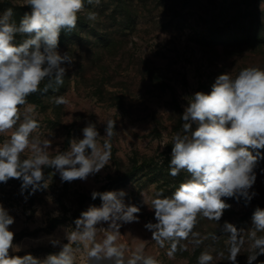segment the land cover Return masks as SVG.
Segmentation results:
<instances>
[{"label":"rangeland","instance_id":"rangeland-1","mask_svg":"<svg viewBox=\"0 0 264 264\" xmlns=\"http://www.w3.org/2000/svg\"><path fill=\"white\" fill-rule=\"evenodd\" d=\"M22 5L23 0H0V12L13 8L19 21L30 11ZM85 8L96 11L97 19L89 21L86 12L81 13L76 29L60 37L59 51H68L75 60L64 84L56 91L37 93L36 102L28 100L37 106L40 123L32 135L64 151L71 138H82L86 121L96 123L104 135L103 122L112 119L116 124L111 160L83 181L62 182L59 173L45 168L49 187L31 195L30 189L21 195L20 180L0 184V203L15 218L10 228L21 248L12 254L44 258L58 252L59 246L51 241L67 243L66 232L73 231L81 213L101 205L99 197L92 199L93 191L124 190L125 203L140 208L139 222L121 223L119 229L117 243L126 246V258L143 244L144 253L161 264H197L202 251L213 255L212 264H229L221 227L229 222L247 230L254 210L264 208V149L259 150L251 190L257 195L247 204L244 198L226 199L231 207L218 223L200 217L193 230L199 233V246L191 237L181 241L187 250L178 248L170 259L169 244L160 247L144 225L155 223L148 207L154 194L163 189L170 195L187 177L184 172L169 175L171 140L182 130L180 116L187 101L197 91L209 93L219 74L235 76L244 67L264 68V0H101ZM60 95L68 100L66 105L55 104L53 97ZM104 235L98 231L97 241ZM243 235L247 240L246 231ZM72 246L75 264H89L83 245ZM247 253L246 242L238 264H246ZM260 261L264 255L253 264Z\"/></svg>","mask_w":264,"mask_h":264},{"label":"clouds","instance_id":"clouds-1","mask_svg":"<svg viewBox=\"0 0 264 264\" xmlns=\"http://www.w3.org/2000/svg\"><path fill=\"white\" fill-rule=\"evenodd\" d=\"M100 3L23 0L22 6L30 11L19 22L14 19L13 8L0 12V136L10 133L0 141V184L20 180L21 195L29 189L31 195L49 187L45 168L59 173L62 182H72L87 180L109 165L115 120L103 122L104 135L96 123L86 121L82 138H71L67 150H53L51 140L33 137L40 123L37 106L28 101L34 94H47L64 84L75 60L68 51H59L61 34L76 29L81 13L86 12V18L95 21L98 13L86 11L85 5ZM53 99L56 105L68 103L63 95ZM180 117L182 130L171 140L169 175L176 177L184 172L187 177L170 195H165L163 189L154 194L148 207L154 212L155 223L144 225L160 247L169 244L170 259L178 248L187 250L181 241L191 237L192 243L201 244L199 233L193 231L200 217L218 223L224 210L231 207L226 199L244 198L247 204L257 195L251 190L257 179L259 150L264 149V68L248 66L235 76L219 74L209 93L197 91L191 96ZM25 152L30 154L24 156ZM126 195L124 190L93 191L92 199L99 197L101 205L83 211L73 231L66 232L68 242L52 240L60 250L44 258L31 253L12 254L21 251L10 228L15 218L0 203V264H75L73 244L83 245L89 264H161L144 253L143 244L126 258V246L117 243L121 223L139 222L140 208L126 204ZM101 223L108 227H97ZM98 231L105 233L101 241L96 239ZM221 232L226 235L229 264H238L246 242V264H253L264 255V208L254 210L247 230L224 222ZM213 259L210 252L202 251L197 264H212Z\"/></svg>","mask_w":264,"mask_h":264},{"label":"trees","instance_id":"trees-1","mask_svg":"<svg viewBox=\"0 0 264 264\" xmlns=\"http://www.w3.org/2000/svg\"><path fill=\"white\" fill-rule=\"evenodd\" d=\"M22 15H23V13H22ZM17 22H19V21H17ZM64 34H70V32H63L61 35H64ZM29 99L28 100H30V101H32V102H36V101H38L39 100V97H38V95L37 94H34V95H32V96H30V97H28Z\"/></svg>","mask_w":264,"mask_h":264}]
</instances>
